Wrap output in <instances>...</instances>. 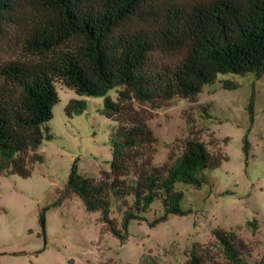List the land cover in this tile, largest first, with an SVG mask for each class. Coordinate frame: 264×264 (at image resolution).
I'll return each instance as SVG.
<instances>
[{"label": "trees", "instance_id": "obj_1", "mask_svg": "<svg viewBox=\"0 0 264 264\" xmlns=\"http://www.w3.org/2000/svg\"><path fill=\"white\" fill-rule=\"evenodd\" d=\"M0 41L12 51L0 58V174L28 177L43 162L37 150L52 137L48 122L59 101L57 82L78 96L103 97L100 112L115 123L109 170L88 177L74 159L57 199L39 211L38 224L45 242L46 211L72 192L123 239L129 223L145 220L155 202L161 211L151 226L188 213L178 186L201 187L206 172L226 160L191 132L176 153L153 164L155 137L148 115L134 103L160 107L176 97L192 100L219 75H264V0H0ZM254 102L252 91L249 126ZM85 107L74 97L65 113ZM113 205L121 209L120 227L111 217ZM214 233L228 264H246L245 245L233 232ZM187 264L207 260L192 249ZM257 264H264V254Z\"/></svg>", "mask_w": 264, "mask_h": 264}, {"label": "rangeland", "instance_id": "obj_2", "mask_svg": "<svg viewBox=\"0 0 264 264\" xmlns=\"http://www.w3.org/2000/svg\"><path fill=\"white\" fill-rule=\"evenodd\" d=\"M11 54L0 41V58ZM218 78L192 100L176 97L160 107L134 103L148 115L155 137L153 164L161 165L169 152L176 153L191 132L209 152L226 158L206 172L201 187L178 186L188 213L169 215L151 226L161 211L155 202L145 220H132L120 239L101 221L100 211H88L71 192L46 211L44 242L39 211L57 199L74 159L78 172L88 177L98 179L101 171L109 170L115 126L100 112L103 97L78 96L57 82L59 101L48 122L52 137H45L37 150L43 162L36 163L28 177L0 174V264H187L192 249L202 253L207 264H228L215 230L233 232L245 245L246 264H257L264 254V75ZM222 80L238 86L225 89ZM252 91L255 116L249 126L246 104ZM74 97L84 99L86 107L67 115L65 106ZM247 129L250 148L245 156L242 138ZM111 217L120 227L118 206H112Z\"/></svg>", "mask_w": 264, "mask_h": 264}]
</instances>
